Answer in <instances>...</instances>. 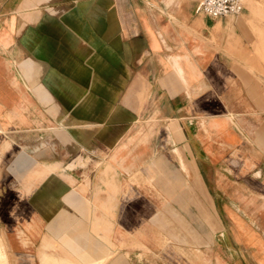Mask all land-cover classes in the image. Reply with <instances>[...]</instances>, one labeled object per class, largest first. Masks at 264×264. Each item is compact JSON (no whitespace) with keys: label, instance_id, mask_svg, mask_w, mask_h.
<instances>
[{"label":"crops","instance_id":"0c3cea01","mask_svg":"<svg viewBox=\"0 0 264 264\" xmlns=\"http://www.w3.org/2000/svg\"><path fill=\"white\" fill-rule=\"evenodd\" d=\"M197 5L0 0V192L7 190V128L15 121L8 122V108L16 105L21 127L33 124L23 114L26 92L54 115L59 127L50 137L53 146L63 155L76 152L62 165L59 159L38 161L23 149L12 161L15 171L26 169L20 189L30 213L25 221L19 217L17 229L0 219V232L11 247L37 239L36 261L19 264H130L133 246L149 264H188L166 238L160 260L139 239L126 243L119 232L118 245L126 250L109 240L105 222L116 195L122 206L132 194L158 196L156 206L178 217L191 238L204 239L169 204L197 196L203 220L211 230L219 228L209 243L213 258L264 264V5L250 3L241 14L220 19L203 15ZM7 58L21 72L23 89L10 79L21 100L7 80ZM143 115L148 117L140 120ZM150 116L165 120L168 151H148L145 141L155 122ZM86 138L103 150L115 144L97 156L84 145ZM75 167L96 174L102 197L95 191L86 196L92 190L88 173L77 185L63 174ZM115 168L122 180L114 178ZM1 245L0 264H9Z\"/></svg>","mask_w":264,"mask_h":264},{"label":"rangeland","instance_id":"374dc122","mask_svg":"<svg viewBox=\"0 0 264 264\" xmlns=\"http://www.w3.org/2000/svg\"><path fill=\"white\" fill-rule=\"evenodd\" d=\"M263 2H264L263 0H243L245 7H247V5L248 4L250 5L251 3L253 6L259 8V6L264 5ZM197 7H199V5H197ZM255 17L256 16H254V18ZM18 70L19 69L16 67L14 62L11 61L10 58H7V80H9V83L12 86L11 88L17 94L18 99L21 100L18 94V90L12 85L10 80L11 77H14L18 82L20 88L22 89L24 88L23 82L19 78L21 72ZM26 95L28 97L29 103L23 104L25 108L23 110V114L25 118L28 117L29 123L33 122V124H29L25 127L20 126L19 123L20 112L16 108L15 104L12 105L7 110L8 122L10 120H15V121H13L12 123L13 125L11 127L7 128V140L11 142L7 153V176L4 178V181L7 183V190L0 192V219L5 221L6 223L13 221L12 222L13 226L10 228H14V229H17L19 223H21L20 221L21 220L25 221L24 219H26L27 215H29L30 213V211L26 208V205L24 204L23 201V198L25 197L24 190L20 189V187L21 186L23 187V184L25 183L24 178H25L26 169H24V167H20L18 168L19 171H15V168L12 165V161L14 160L16 154L18 153V150L19 149L25 150L27 154L33 156L38 161L40 160L44 162H49L58 159L62 160L61 165L70 161L73 158L74 154H76V152L74 151L70 154L63 155V152L61 149H60L61 151L59 150L60 147L58 148V145L53 146L54 143L51 141L50 137L51 134L53 133L54 128L59 127L54 123V119H53L54 115L49 112L47 105H40L39 107H37L32 102L33 99L30 97V94H27L26 92ZM63 112L64 114H66L65 111ZM147 117H148L147 115H143V117H141L140 120H143ZM152 118L155 120V122L149 131L147 140L145 141L146 145L148 146V151L149 152L155 150L168 151V143H166V141L164 140L165 134L163 130V125L165 123V120H158L154 117ZM64 123L71 124V122L67 119V117L65 118ZM50 124L56 126H47ZM137 126L138 123L132 126L130 125L128 129L131 127L130 130L133 129L135 130ZM0 130H1L0 132L1 135L5 134L4 131L2 132L3 130L2 127H0ZM83 143L89 148L94 149V152L97 156H102L105 153L106 154L109 153L110 151L109 148H111L115 144L114 143L112 146L105 148L103 150L101 149L102 148L101 146L95 148L94 143H91L87 138L86 141ZM36 144H38L40 150L39 151V154L41 156L40 158H36L34 156L35 153H33V151L36 149L35 148ZM77 152H79V150ZM56 171L61 173L59 169ZM88 171H89L88 169L75 167L71 171H67V170L64 171L63 174H67V173L70 174L74 178V182H77L74 184L77 185L82 181L83 175L88 173L89 177L91 178L92 190L91 189L86 190L85 191L86 196L90 197L92 191L93 192L95 191L96 192L94 193L95 197L96 196L102 197L104 195L103 182L96 178L95 173L94 174L93 172L89 173ZM112 173L117 181L122 180L124 174L119 168H115L112 171ZM195 191L196 190H190L188 192L194 193ZM119 197H120L119 195H116V199L118 198V201H116V205L114 204L113 206L112 217H110L109 221L105 222L106 224H108L106 225L108 227L107 236L109 237V240H111L112 243H114V246L119 247L117 238H121L123 234L124 235L123 238L126 243L128 242L131 243L136 241V239H139L150 250L149 255H151V253L155 251V253H153L154 256L152 257H156L157 259H159L158 257L160 256H158L157 254L161 250L162 246L165 245L163 244V241L166 238L169 241L168 244L171 245L173 248H175L177 251H179L182 258L185 259L188 262V264H230L229 262L226 263L218 258L215 259L213 258L212 248L209 246L210 245L209 243H211L212 239L214 241V236L216 232H218L219 228L216 227L213 230H211L208 227L207 222L203 220L197 208V204L199 201H201V199L197 201V196L196 197L194 196L195 198L189 196L185 197L181 205H174L172 201H170L169 204L179 213V215L181 214L184 216L183 217L184 220H186V222L192 228V230L194 229L199 230L200 234L204 236V239L202 238L198 239L195 236L191 238L190 237L191 233H189L185 229L183 223L179 221L178 217L173 215L171 211L164 208L163 206H159V205L156 206L160 200L158 196L157 197L155 196V198L152 197L150 199L145 195L132 194V197H130L128 200L126 199L125 200L126 203L122 204V206H119V202H120ZM208 208L210 209L209 205ZM124 209H130V210H127V212H125ZM120 210L124 211L123 215H119ZM94 213L99 214L101 213V211L99 209H95ZM152 214H156L154 219L152 221L150 219L148 220V218ZM19 217L21 219H19ZM141 217H143L144 219H142V222H140L139 225H137V222H139L140 220L139 218ZM83 222H87V221L84 219ZM127 230L129 232L131 231L130 232L131 234L132 233L134 234L133 235H131L130 233L128 234ZM149 230H150V237L148 233ZM119 232H121L122 234H120ZM183 234L188 235L192 242L190 243L184 241L182 239L184 238ZM201 235L197 234V237L198 236L200 237ZM36 244H37V239L32 240L30 244L23 247L20 245V243L19 245L21 247L19 245L17 246L16 244L13 245V247H11L9 238H7V236L3 234V232H0V245L3 246L6 252L9 264H19L20 262L36 261L34 255H32L34 254ZM119 248L121 250H126L127 247H119ZM196 248H198L200 251L197 252L195 250ZM138 250H139L138 247L135 246H133L128 250V257L126 258L128 263L130 264H135L139 262H142L144 264L153 263L148 259V257L146 256L147 254L146 255L139 254ZM236 261H239L238 262L239 264H244V261L241 257H239V260L236 259Z\"/></svg>","mask_w":264,"mask_h":264},{"label":"built area","instance_id":"2783aa9c","mask_svg":"<svg viewBox=\"0 0 264 264\" xmlns=\"http://www.w3.org/2000/svg\"><path fill=\"white\" fill-rule=\"evenodd\" d=\"M201 12L210 18L237 16L245 9L243 0H198Z\"/></svg>","mask_w":264,"mask_h":264}]
</instances>
